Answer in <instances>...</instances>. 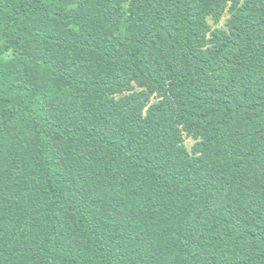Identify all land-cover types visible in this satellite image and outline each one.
Here are the masks:
<instances>
[{
    "label": "trees",
    "instance_id": "16d2710c",
    "mask_svg": "<svg viewBox=\"0 0 264 264\" xmlns=\"http://www.w3.org/2000/svg\"><path fill=\"white\" fill-rule=\"evenodd\" d=\"M0 264H264V0H0Z\"/></svg>",
    "mask_w": 264,
    "mask_h": 264
},
{
    "label": "rangeland",
    "instance_id": "374dc122",
    "mask_svg": "<svg viewBox=\"0 0 264 264\" xmlns=\"http://www.w3.org/2000/svg\"><path fill=\"white\" fill-rule=\"evenodd\" d=\"M229 17H230V14L226 11V13L224 14L221 22L218 25L213 24L212 21H211V23L213 24L214 27L217 26V27H220V28H225V23L229 19ZM154 101H155V99H154ZM195 143H196V140L193 139L192 137H189V136H186V135L184 136V146L187 148V150L189 152L192 151V148H193Z\"/></svg>",
    "mask_w": 264,
    "mask_h": 264
}]
</instances>
